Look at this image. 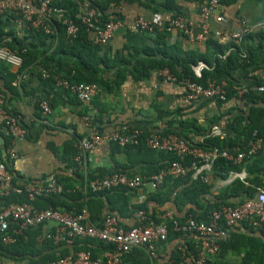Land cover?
Instances as JSON below:
<instances>
[{"label": "crops", "instance_id": "1", "mask_svg": "<svg viewBox=\"0 0 264 264\" xmlns=\"http://www.w3.org/2000/svg\"><path fill=\"white\" fill-rule=\"evenodd\" d=\"M208 1L175 0L174 7H168L165 0H126L110 11V13L116 12L123 16L122 20L114 17L111 19L121 22L122 26L114 32L105 45H96L94 43L95 31L86 29L88 31L86 40L82 39L80 44L82 47L92 45L95 49L89 50V47H86L91 63L85 70V76L98 78L99 85L91 84L97 85L100 90L90 104L79 101L73 93L67 90L50 85L43 78V73L46 71L39 62L20 69L6 64L2 65L0 62V92L4 96L6 109L10 113L21 114L31 120L27 121V135L17 140L14 145L19 153L16 167L18 178L15 179L17 184L44 185L52 177H56L67 179V182L71 183L69 185L75 190L89 179L104 178L117 171L147 178L146 176L154 169L168 163L169 157L165 153H159V151L147 149L144 146L118 148L108 141L100 142L94 150L85 154L81 163L76 162L74 153L76 151L78 154V144L89 133L82 118L89 113L90 108L94 110L93 122L100 133L119 131L127 126L130 129H140L148 135L151 132L160 134L161 131L173 128V130L185 131L188 135L185 141L196 145L204 142L208 138L209 131L214 126H218L225 134L224 136L236 137L233 119L243 114L240 110H245V113L249 114L251 107L241 104L239 97L225 104L211 100L215 98L191 99L184 83L192 82L189 77L197 61L205 60V63L212 64L218 55L225 60L235 45L240 48V51H237L238 57L247 58L250 63L249 67L244 68L235 61L236 66L232 70L234 81L238 83L235 87L249 85L256 82L255 79L264 82V0H224L226 22H218L216 16L204 15L202 8ZM85 3L80 12L81 15H78L80 18L83 15ZM168 4L171 5L172 2ZM177 16L186 17L194 26L197 35L201 34L205 26L212 34L202 41H193L180 34L166 35L167 33L160 32L156 36L145 31L132 30L139 19L152 22L162 21L168 24ZM99 19V25L111 21H103L100 15ZM12 27L20 36L25 33V27L17 17ZM245 29L248 31L240 40L228 43L213 34L217 31L238 33ZM226 45H232V47L228 48ZM58 58L59 60H56L60 63V67L52 63L57 75L66 76L72 71L75 72L73 68L74 63L77 62L76 57ZM153 61L157 62L153 63ZM170 62L176 63V73L167 66L165 69L153 66V64L161 63L166 65ZM164 70H168L178 81L165 82ZM220 82L222 81L214 80L209 84ZM43 100L49 102L52 108L51 115L43 114L40 106ZM256 107L262 111L260 121L264 122V101ZM1 124L4 122L0 115V147L3 148L6 140L5 128L1 127ZM253 139L250 140L249 150L256 145L257 141H261L260 148L254 154L251 151L249 153L261 159L254 174L249 172L248 165L245 167L242 163L246 158L244 154L234 159L236 165L243 164L241 171H232L228 180H214L211 174L213 164L219 155L212 159L209 166L201 169V174L206 173L205 178L214 184L212 185L214 197L217 194L219 196L222 189L236 178L261 177L259 186L264 189L263 138L255 130ZM254 141L255 144H252ZM4 150L3 148V156ZM203 150L219 154L217 149ZM224 154L225 152L223 156ZM69 155H74L69 158L73 164L66 158ZM167 185L164 188L169 186ZM151 192L154 191L146 184L141 190L130 191L127 194L110 192L107 195L92 197L89 202L90 210L87 207L91 223L96 227H102L104 219L114 213L118 216L120 225L130 230L139 223L138 211L141 206H145L149 214L155 217L152 219L158 222H161L162 217L171 210L177 213L172 200L165 202L157 195H151ZM75 202L73 201V204H77ZM51 229H54V224L42 228L43 232ZM200 238L194 234L181 236L180 241L179 238L169 237L167 242L158 244L157 258H152L145 250L136 249L137 251H133L135 253L125 264H179L176 251L180 248L186 251L189 247L188 251L193 255L194 250H198L202 245ZM218 238L214 239L218 245L217 253L204 251L202 245L198 256L203 254L205 264H212V262L240 264V259L236 255L227 254L225 257H218L221 251ZM223 238H228V235ZM100 242L103 241L76 238L70 242L53 243L46 256L50 260L57 257H73L81 251L88 250L92 252L94 258L102 257L108 247L104 242L101 246ZM190 243L193 244V248H190ZM191 255L186 258L195 261L197 257ZM217 257L218 262L214 261ZM0 264L24 263L3 258L0 255Z\"/></svg>", "mask_w": 264, "mask_h": 264}, {"label": "built area", "instance_id": "2", "mask_svg": "<svg viewBox=\"0 0 264 264\" xmlns=\"http://www.w3.org/2000/svg\"><path fill=\"white\" fill-rule=\"evenodd\" d=\"M57 0H0V14H12L19 18V22L26 28L29 24L38 30H44L45 33H53V20H57L63 27L67 42L73 45L79 35V26L76 22L65 16L63 9L54 7ZM224 0H209L202 8L204 15L216 16L218 22H226L224 17ZM91 4H84V12L81 16V24L88 30H94L96 33L95 44L105 45L118 30L122 23L111 20L110 22L99 25V13ZM132 30H140L150 35H158L160 32L169 35L180 34L190 38L193 41H202L206 36L212 34L210 29L205 26L201 34L197 35L194 26L186 17L177 16L168 24L162 21H148L139 19L135 22ZM230 33L217 31L215 37L222 39L226 43L240 40L245 32ZM10 40V39H8ZM0 62L16 68H22L24 59L15 52L0 47ZM211 70L210 66L199 61L194 66V72L197 78H202L204 72ZM75 72L72 71L68 77L52 75L49 72L43 73L44 79H53L56 86L73 93L76 98L86 104H90L92 99L100 92L97 85L86 82H73ZM164 81L177 82L168 70L163 71ZM24 76H22L23 78ZM191 99L198 98H219L226 100L228 94V83H212L204 86L195 82H185ZM239 96H244L250 91L264 93V82L253 86L235 87ZM44 115H51L52 108L47 100L40 104ZM0 115L3 117L5 135L11 138L12 143L9 150L6 151L13 166L16 169L19 159V153L15 150V142L27 135V130L22 126L24 117L20 114H12L5 108V100L0 95ZM94 110L89 109V113L82 118L84 125L88 128V135L78 144V154L75 161L81 163L85 154L94 150L102 141H108L121 147L137 146L145 137V145L155 151L167 152L176 155L177 160L166 165L161 171L154 174L150 179L140 175H128L126 173L116 172L104 178L89 179L84 185L75 190L88 193H102L116 188H126L130 191L141 190L148 184L152 190L161 187L167 177L179 178L187 175L190 171H195L197 178L201 174V169L209 166L212 159L218 156L217 152H206L202 148L193 147L184 139L169 135L151 132L145 135L140 129H130L124 127L115 132L100 133L93 122ZM257 134V133H256ZM223 131L214 126L208 136H224ZM261 141L251 148V153H255L260 148ZM255 144V141L252 143ZM226 157H230L227 153ZM187 157H192L191 167L185 165ZM243 157V156H240ZM231 158V157H230ZM205 181H208L203 177ZM64 187L57 182L56 177H52L44 185H16L13 176L8 170L6 164L2 161L0 154V197H7L12 192L28 194L31 203L11 204L0 210V233L3 234V241L6 244H14L16 236L24 235L26 230L43 228L49 224H54V229L45 230L38 237V241H52L55 244L70 242L76 238H89L101 240L108 249L105 250L102 257L94 258L92 252L85 250L77 253L73 257H60L51 262V264H124L125 258L136 249L145 250L152 258L158 256V244L165 242L169 238L170 230L179 232L183 236L197 234L202 238L204 251L212 254L218 252V245L214 242L215 238L227 237L228 231L223 228L221 222H225L226 227H241L244 221L252 222L256 227L264 226V189L259 188L257 197L254 200H248L242 205L232 207H222L210 215V223L198 222L190 218L187 222L181 223L174 218L173 212H167L162 221L158 222L149 218L147 214L139 210V223L136 227L126 230L120 225V220L116 215H108L102 227H96L91 223L90 213L85 207L80 213L74 211H61L59 209H40L32 204L38 197L45 194H62ZM16 224V226H13ZM183 250V248H181ZM203 255V254H202ZM202 255L195 261L186 258V264H205Z\"/></svg>", "mask_w": 264, "mask_h": 264}, {"label": "trees", "instance_id": "3", "mask_svg": "<svg viewBox=\"0 0 264 264\" xmlns=\"http://www.w3.org/2000/svg\"><path fill=\"white\" fill-rule=\"evenodd\" d=\"M126 0H79L78 2L75 0H57L54 3V7L57 9H63L64 14L66 17L73 19L76 24L79 26V35L78 38L75 40L73 45H69L66 40V36L63 30L62 25L57 21L53 20V33H45L44 30H38L31 25H27L25 28V33L20 36L14 28L12 27L13 22H15L16 16L12 14H0V47L9 50L10 52H17L19 53L23 59V66L22 67H29L36 62H39L46 72L51 73L52 75H57L55 71V67L53 66L55 63L59 67L61 66L60 63L57 62L59 60L58 57H76L77 62L74 63L75 75L72 79L73 82H88V83H95L99 85L98 78L86 77L85 70L91 63V60L88 52H86V47L88 49H95L94 46L89 45L86 47H82L81 40H86L88 31L86 28L81 24V19L79 14L81 15L83 3L89 2L92 8H95L101 19L105 22L113 19L122 20L123 16L119 13H110V11L114 8H117ZM172 2L171 5L168 3ZM175 0H165V4L168 7H174ZM9 27V29H8ZM166 34V33H165ZM168 35V34H166ZM10 39V40H8ZM228 46V45H226ZM232 45L228 46L231 48ZM233 51L226 56L225 60H222L221 57L218 55L214 61V63L208 62V65L211 68V71L204 72L202 78H196L194 75V71L192 72L191 77H189L192 82H197L202 85L209 84L210 81H226L228 83V94L226 100H220L219 98L211 99L213 101L218 102L219 104H225L229 100L238 98L244 106H250V113H245V110H240L243 114L235 117L233 119L235 136H220V137H210L205 139L204 142L198 143L196 145H192L193 147H199L205 150H213L217 149L219 151V157L215 160L213 167H212V176L214 180H228L230 178V173L232 171L238 172L241 171V168L244 166L248 167L249 172L255 173L256 166H259L261 163V159L256 157L255 155H250V147L249 143L250 140L253 139V132L255 130L258 131L259 135L263 138L264 144V122L260 121V116L262 115V111L259 109L258 104L264 101V93L250 91L248 94L240 97L235 90V86L238 85L234 81L233 78V67L236 66L235 61H237L241 67H249L250 63L249 60L246 58L238 57L237 51H240L239 46H233ZM227 48V49H228ZM223 54V53H221ZM57 59V60H56ZM201 61V60H200ZM203 61V60H202ZM157 61H153L155 63ZM205 62V60L203 61ZM198 61L194 64L196 65ZM5 63H2L4 65ZM7 65V64H6ZM155 68L161 67L165 69V66L170 68L172 72L176 73V63L170 62L165 65V63L161 64H153ZM164 67V68H163ZM185 68V66H183ZM68 75L63 77H68ZM78 76V77H77ZM188 78V77H187ZM46 80V79H44ZM256 82L251 83L247 86L253 84H260L262 83L261 80L255 79ZM47 82L52 85L53 87L56 86V82L51 77L47 79ZM0 95L4 98V96ZM237 100V99H236ZM6 104V103H5ZM6 108V106H5ZM242 109V108H241ZM12 114H17L13 113ZM21 115V114H20ZM255 115V116H254ZM24 117V116H23ZM258 117V118H257ZM232 119V118H231ZM27 121H31L24 117V120L21 122L22 126L28 129ZM245 122V123H244ZM244 123V124H243ZM3 125V126H2ZM1 127H4V124H1ZM210 133V131H209ZM208 133V134H209ZM160 134L163 136L169 135H176L184 140L187 141V134L185 131H177L173 128H168L164 131H161ZM207 134V135H208ZM6 143L3 148L8 151L9 147L11 146L12 140L11 138L5 135ZM118 148H126L121 147L115 144ZM148 149L145 145V137H143L142 142L137 146H127V147H142ZM0 147V154L2 156V161L6 164L8 170L11 172L14 180V184L18 185L17 183V172L13 166V162L10 160L9 156L2 155V149ZM264 151V146L263 149ZM227 153L230 157L223 156V153ZM262 152V151H260ZM259 152V153H260ZM165 153L168 155L169 160L168 163L164 166L159 167L158 169H154L148 176L150 179L154 174L161 171L166 165L172 163L173 161L177 160L176 155L167 152H160ZM240 154H244L246 158L243 160V164L240 165L235 164L236 158H239ZM76 155V151L74 153ZM72 155V156H74ZM261 155V154H260ZM259 155V156H260ZM71 155L67 158L68 162ZM71 156V157H72ZM252 157V158H251ZM254 157V158H253ZM258 158V159H257ZM72 161V160H71ZM73 162V161H72ZM70 162V163H72ZM73 164V163H72ZM192 164V157H187L185 161V165L191 167ZM76 166V165H75ZM120 172V171H117ZM116 173V172H115ZM123 173V172H120ZM113 174V173H112ZM195 171H190L187 175L181 176L179 178H172L167 177L164 184L156 190H152V194L157 195L165 202H173L175 211H172L174 214V218L181 222L185 223L190 218L195 219L198 222H204L206 224L210 223V215L222 207H232L236 208L246 201L254 200L258 189L262 188L260 178L254 176L242 178H236L230 183L227 187L222 189V191L214 197L212 192V185L209 181H205L203 177H206V173L200 174L197 178L194 176ZM129 175V174H128ZM252 175V174H250ZM133 176V175H132ZM195 177V178H194ZM16 179V180H15ZM57 182L62 185L65 191L62 194H45L44 196L38 197L32 204L37 208H53L59 209L61 211H73L75 210L77 213H80L81 210L85 207L89 208V202L91 201L92 197L97 195H107L110 192L115 193H124L130 192V190L126 188H116L113 190H108L102 193H90L84 194L80 191H75L72 189L65 178H56ZM66 180V181H65ZM213 180V181H214ZM169 186H168V185ZM167 188H164L165 186ZM86 195V196H85ZM121 195V194H120ZM173 195V197H172ZM126 197V196H125ZM73 201H76L77 204H73ZM75 202V203H76ZM31 203L26 192L23 193H16L12 192L7 197H0V210L5 207H8L11 204H28ZM143 203V202H142ZM90 210V208H89ZM139 210L144 211L149 218H154L145 206H141ZM180 214V215H179ZM110 215H114L110 214ZM105 220V219H104ZM224 229L228 231V238L219 237V245H220V253L218 257L222 256L225 257L227 254L229 255H236L240 259V264H264V226L263 227H256L252 222L244 221L241 227H226L225 222H221ZM16 226V224H13ZM125 229V228H124ZM43 230L41 227L36 229H29L26 230L24 235L16 236V242L14 244H6L3 241V234L0 233V255L3 258L13 259L15 261L22 262L24 264H51L52 261L56 259H48L46 253L53 246L52 241H38V237L42 235ZM183 236V234L179 232H174L170 230L169 237H176L177 239ZM200 238L197 234H194ZM169 240V238H168ZM167 240V241H168ZM165 241V242H167ZM200 242H202V238H200ZM164 243V242H162ZM218 243V241H217ZM101 246L104 244L100 242ZM160 244V243H159ZM181 244V243H180ZM189 249V247H187ZM190 248H193V244L190 243ZM202 245L198 250H194L193 255L188 251V249L182 250L181 248L176 251V256H179L177 263L179 264H186V257L187 256H194L197 259L199 258L198 254ZM137 251V250H135ZM132 252L128 255L125 260L124 264L127 262L129 257L133 255ZM218 257L214 260L218 262ZM196 259V260H197ZM212 264H215L212 262Z\"/></svg>", "mask_w": 264, "mask_h": 264}, {"label": "water", "instance_id": "4", "mask_svg": "<svg viewBox=\"0 0 264 264\" xmlns=\"http://www.w3.org/2000/svg\"><path fill=\"white\" fill-rule=\"evenodd\" d=\"M4 156H6V150L3 151Z\"/></svg>", "mask_w": 264, "mask_h": 264}]
</instances>
